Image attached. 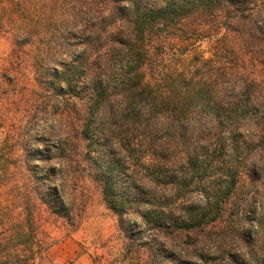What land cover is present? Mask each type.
I'll return each mask as SVG.
<instances>
[{
  "label": "rangeland",
  "instance_id": "374dc122",
  "mask_svg": "<svg viewBox=\"0 0 264 264\" xmlns=\"http://www.w3.org/2000/svg\"><path fill=\"white\" fill-rule=\"evenodd\" d=\"M248 1L262 24L264 0ZM194 22L157 25L143 50L129 48L125 25L119 31L114 26L112 38L119 42L101 51L85 33L56 46L53 60L39 56L44 46L38 39L17 46L10 33L0 34V264H175L171 256L179 264H200L201 257L209 263L249 247L247 233L260 223L253 212L257 201L238 207L236 218L232 202L219 214L203 215L210 211L207 198L226 191L225 158L239 168H264V144L254 126L259 119L252 115L247 126L252 110L238 116L239 106L229 117L227 102L231 95L237 101L242 90L222 75L225 66L257 77L261 65L254 66L238 35L216 25L192 31ZM70 67H78L73 86L62 90L60 73ZM90 69L100 72L96 107L88 104L97 81L88 83ZM84 127L95 129L102 142L106 130L112 132L110 149L101 153L131 164L132 173L119 181L134 183L133 191L146 200L143 209L180 204L203 216V225L158 230L135 214L120 222L103 199L95 148L82 147L91 144L82 140ZM65 139L81 147L62 160L55 148ZM53 193L72 204L70 214L43 201Z\"/></svg>",
  "mask_w": 264,
  "mask_h": 264
},
{
  "label": "trees",
  "instance_id": "16d2710c",
  "mask_svg": "<svg viewBox=\"0 0 264 264\" xmlns=\"http://www.w3.org/2000/svg\"><path fill=\"white\" fill-rule=\"evenodd\" d=\"M115 1L117 0H0V34L10 33L17 46L32 43L38 39L44 46L39 56H43L42 59L53 60L57 52L56 46L61 48L65 44L64 40L74 39L85 33L92 35L91 43L98 51H101L109 43H118L119 37L116 40L112 38L114 33L111 31H114V26L119 31L120 27L125 25L129 33L126 39L129 48H142V50L147 45L148 33L159 24L164 23L166 26L181 25L183 21L194 20L196 22L191 24L193 26L192 31L213 29L215 25L219 30L225 28L226 35L230 33L234 37L238 35L240 44L242 43L243 47L251 53V56L253 53L254 62L257 63L254 66L261 65L258 78L252 77L251 74L242 73L237 69L227 71L225 66L222 67V75L227 76L226 81L234 87L239 82L242 90L237 101H235V96H230L227 102L228 107L225 110L230 114L229 117H231L230 112L236 111L232 108L235 109L238 106L239 109L242 108L238 116H242L243 113L245 116L252 110L249 113L250 118L246 120V125L252 124V115L255 119H259L256 120L259 126H254L259 127V137L264 144V22L259 24L257 16L252 13L253 10L249 6L248 0H119V2L125 3L124 6ZM87 20L90 21L88 26L84 24V21ZM121 39L123 42L124 39ZM65 54L68 55L67 52ZM251 56L249 55V59ZM240 59H244L242 55H240ZM81 64L88 70L87 63L83 61L73 63L79 67ZM61 67L64 65L61 64ZM77 68L70 67L62 70L60 73L62 90H71ZM88 73L89 76L91 75L89 84L94 81L93 78L100 75V72L95 69H90ZM98 78V82L93 83V92L88 96V104L91 107H96L98 99L95 97L98 96V92H103L100 89ZM111 135L112 132L106 130V138L102 142L100 138L96 137L98 134L95 129L84 127L82 140H88V143L91 144H85L82 147L92 148L93 146L95 148V163L103 199L107 206L117 214L120 222H122L125 214H135L143 223L150 224L153 229H170L179 232L200 227L203 225V216L212 213L213 209H218L219 214L224 205L229 202H232L233 205L237 204V212L231 214L236 218L238 207L247 209L252 207V202L257 201V207H254L253 212L260 223L257 224V228L253 232L247 233L249 247L238 255L226 254L220 258H211L209 263H206L207 260L201 257L203 263L200 264H264V168L260 174L255 167V170L252 169L251 165H243L242 168H239L232 157L225 158L220 169L221 175H224L226 179L228 178L225 181L226 191L214 193L212 198H207L206 206L210 208V211L203 216L195 214L194 210L185 206L179 208L180 204L143 209L146 207L144 205L146 200H141L137 196V192L133 191L134 187L136 188L134 183L127 178L125 182L120 183L119 181L123 175L132 173V171L130 172L131 164L108 159L109 156L106 152L101 153L102 150L108 151L110 149L107 139ZM80 147L77 142L65 139L55 149L63 160L68 159L67 152L72 153L73 149L77 151ZM232 169H234V173L230 174L229 171ZM247 178L248 181H246ZM53 195L52 200H43L48 207L59 214H70L72 204L70 205L69 202L65 204L55 196V193ZM58 203L66 211H61ZM176 213L178 214L176 215ZM34 253L35 248L31 246L30 255H28L30 261L33 260ZM158 257L162 263H165L161 252ZM170 261L177 264L179 260L171 256ZM181 264L190 263L184 261Z\"/></svg>",
  "mask_w": 264,
  "mask_h": 264
}]
</instances>
